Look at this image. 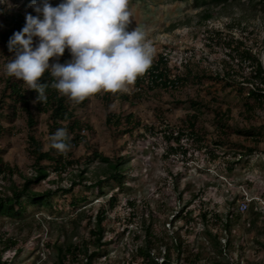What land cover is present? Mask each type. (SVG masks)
<instances>
[{"label":"rangeland","instance_id":"obj_1","mask_svg":"<svg viewBox=\"0 0 264 264\" xmlns=\"http://www.w3.org/2000/svg\"><path fill=\"white\" fill-rule=\"evenodd\" d=\"M9 1L36 13L29 6L31 0ZM259 1L239 0L198 7L194 0H129L128 30L139 28L146 33V40L155 49L153 57L169 52L175 73H185L187 67L214 73L221 71L224 60H231V56L226 48L210 44L208 31L218 28L224 35L229 34L227 25L236 23L233 34L247 37V44L264 62V10ZM49 2L57 6L61 0ZM206 12L210 13L208 18H204ZM8 57L0 47V91L7 75ZM51 61L50 64L54 62ZM235 65L238 67L236 61ZM206 83L201 86L190 82L175 92L147 87L138 91L134 83L124 91L130 94V99L117 98L104 104L93 95L85 105L76 104L78 117L89 124L82 130L87 143H81L73 151L79 164L61 178L51 172L47 179L34 186L38 192L55 191L50 206L29 204L21 217L0 216L2 262L54 264L58 248L66 251L71 247L75 253L67 254L66 264H87L88 261L89 264H155V261L161 263L166 254L172 260L169 264H264V138L253 154L235 156L241 148L232 142L255 145L238 134L231 135V143L216 148L211 143L217 134L210 104L199 113V126L202 133H207L206 142L215 147L220 156L213 158L210 152L197 150L184 138L183 142L190 148L187 158L182 153L165 157L164 127L176 129L186 125L184 117L195 111L189 105L190 97L208 102L216 91L223 107L232 108L233 124L253 123L259 127L263 123L261 111L252 121L240 113L247 89L242 94L238 88L230 86L209 89ZM8 112L5 108L0 116L8 129L0 143L4 160L18 168L14 180L21 184L23 174H34L28 134L33 132L43 141L44 148L48 147L47 114H38V123L30 130L22 110L14 120L6 116ZM109 112L124 115L132 112L141 124L125 132L126 122L118 128L106 123ZM95 149L111 157H125L122 185L108 179L102 191L98 186L87 187L106 177L102 172L105 163L89 161ZM230 159H239L233 169L228 168ZM85 167L84 182L69 192H62L61 187H69L71 179ZM2 184L9 181L0 177V186ZM112 197H115L114 204ZM243 200L249 201L250 207L240 212L238 207ZM102 210L106 217L98 246L93 231L97 229V214ZM204 213H207L206 220ZM215 214L219 218L216 219ZM147 226L158 239L151 250L152 261L139 252V247L145 244ZM214 235L220 240L222 252ZM9 239H14L15 243ZM180 242L181 254L177 249ZM75 246L79 249H74ZM93 252L97 254L88 258Z\"/></svg>","mask_w":264,"mask_h":264},{"label":"trees","instance_id":"obj_2","mask_svg":"<svg viewBox=\"0 0 264 264\" xmlns=\"http://www.w3.org/2000/svg\"><path fill=\"white\" fill-rule=\"evenodd\" d=\"M239 0H194L196 6L206 5H220L237 2ZM259 3L263 4L264 0H260ZM256 6V4H253ZM26 13H30L33 16L37 14L30 10H25L19 7L14 1L6 0L4 3H0V47L5 50L6 55L11 57L14 53L8 51L9 38L15 33L20 31L26 23ZM210 16L209 12L204 14V18ZM240 24H238V27ZM229 34L223 33L218 28L209 29L208 39L210 44H216L218 46L226 48L231 56V60H224L223 68L216 70L214 73H208L206 70L196 71L190 67H187L185 73H175L174 67L170 64L169 52L159 53L152 58V63L149 69L141 76H138L135 84L137 90L143 91L147 88L156 89L161 88L165 90L177 91L180 88L185 87L190 82L198 83L204 86L206 81L209 82L206 87L211 89H218L219 87L224 89L225 87L238 88L240 93H244L247 89L246 99L244 101L243 110L240 112L248 121H252L256 118L257 112L261 111L264 113V65L259 53L255 52L251 45L247 44V37H237L233 34V30L236 28V23H230L227 25ZM245 28V27H243ZM242 29V28H241ZM38 38H34L37 40ZM256 46V45H254ZM71 56L69 51L66 49L59 62L64 63L70 60ZM235 61L238 63V67L235 65ZM50 62H52L50 60ZM53 77L48 72H45L41 78V83L50 85L53 82ZM4 83L0 91V116L3 114L5 108L9 109L6 116L11 120H14L19 110H22L26 115L27 126L30 130L38 123V114H47V126H48V138L54 134L57 129L66 127L67 133L70 140L66 141L71 144V149L66 154H60L56 149L50 147V139L48 147L44 148L42 140L30 132L28 134V152L34 160V174L25 175L23 174V182L18 184L14 180V174L18 172V168L11 166L10 163L4 160V149L0 143V177L4 180L9 181V184H2L0 186V216L6 215L10 217H21L27 210L29 204H43L50 206L52 204L51 198L55 191L47 189L43 192L34 190V186L47 179L51 172L58 173L61 178L63 173L73 172V166L79 164V160L73 157V151L81 143H87L86 136L82 134V130L89 127V124L84 120L80 119L76 113V104L68 101L67 97L61 96L56 89L47 86L45 88V95L47 96L46 102H36L38 92L35 90H28L27 86L21 80H17L13 76L6 75ZM101 99L104 104H110L114 99H130V94L124 91H118L116 93L111 92H99L95 94ZM85 99L79 103L85 105L88 102ZM190 107L195 111L188 113L184 117L185 126H179L176 129L170 127H164L163 136L167 140V151L165 157L172 155L177 156L178 153H182L185 158L189 154L190 148L186 146L183 139L192 142L197 150H206L212 154L213 158H217L220 155L217 154L215 147L224 146L231 143V135L238 134L244 136L255 143V145H244L241 143L232 142L236 147L241 148V151H236L237 155L253 154L257 149V144L264 138V121L258 127L253 123H247L243 126H238L232 123V108L230 106L223 107L220 102V96L217 95L216 91L211 97L210 101L206 102L203 98H189ZM209 103V104H208ZM212 104L211 112L214 114L215 131L217 134L216 139L211 143L215 146L212 147L206 142V134L202 133L199 126V113L206 106ZM126 122L127 127L125 132H131L133 128L140 126V120H137L134 113H114L109 112L106 117V123L114 125L116 128L120 127L122 123ZM151 129V128H150ZM8 129L3 125L0 117V140L5 136ZM172 142H175L174 145ZM173 144V145H172ZM243 149V150H242ZM264 152V151H263ZM91 160H100L106 164V168L102 171L106 177L99 178L97 181L89 183L87 187L98 186L100 191L103 189V184L106 180L111 179L122 185L125 178V157L117 156L111 157L98 150H93L89 157ZM237 160H228V168L233 169ZM87 167L80 169L76 176L71 179L69 187L62 188V192H69L79 183L84 182L87 178L86 173ZM115 197H112L111 203H115ZM76 202V201H75ZM187 205L183 207V210ZM189 212V211H188ZM203 219H207V213H204ZM106 217L104 210L97 214V229L94 230L96 235V242L99 246L101 244V237L103 232L102 222ZM216 219L219 218L218 214H215ZM226 228L229 227V223H226ZM215 243L218 245V250L222 252L220 240L217 236H213ZM12 244L15 240L9 239ZM154 234L151 232L150 227L145 229V244L139 247L140 254L147 260L152 261L153 257L151 250L154 248L155 242ZM160 241V239H159ZM11 246V245H7ZM181 242L177 245L179 254H181ZM77 246L74 247V249ZM79 248H77L78 250ZM74 254L75 251L71 247H67L66 251L62 247L58 248L57 261L54 264H66L65 259L67 254ZM97 254L93 252L88 255L91 258ZM197 256L198 253H197ZM88 261L87 264H89ZM172 260L168 254L161 263L155 261V264H169ZM0 264L2 262L0 256ZM218 264V263H216Z\"/></svg>","mask_w":264,"mask_h":264},{"label":"clouds","instance_id":"obj_3","mask_svg":"<svg viewBox=\"0 0 264 264\" xmlns=\"http://www.w3.org/2000/svg\"><path fill=\"white\" fill-rule=\"evenodd\" d=\"M128 4L129 0H61L52 6L49 0H31L29 6L37 15L26 13L25 26L9 38L8 51L14 58L7 60V75L38 92L34 103L46 102L47 86L73 104L101 91H127L149 69L155 52L144 31L128 30ZM66 49L71 59L62 64L59 59ZM45 72L54 78L50 85L40 82ZM49 139L60 154L72 147L66 142V127Z\"/></svg>","mask_w":264,"mask_h":264},{"label":"built area","instance_id":"obj_4","mask_svg":"<svg viewBox=\"0 0 264 264\" xmlns=\"http://www.w3.org/2000/svg\"><path fill=\"white\" fill-rule=\"evenodd\" d=\"M71 59V58H70ZM250 207V203L249 201L247 200H243L240 204H239V207H238V210L240 212H245L246 210H248Z\"/></svg>","mask_w":264,"mask_h":264},{"label":"water","instance_id":"obj_5","mask_svg":"<svg viewBox=\"0 0 264 264\" xmlns=\"http://www.w3.org/2000/svg\"><path fill=\"white\" fill-rule=\"evenodd\" d=\"M263 61V60H262ZM263 65H264V62H263Z\"/></svg>","mask_w":264,"mask_h":264}]
</instances>
